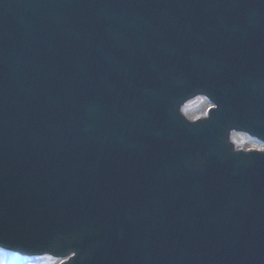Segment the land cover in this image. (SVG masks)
<instances>
[{
  "label": "water",
  "instance_id": "1",
  "mask_svg": "<svg viewBox=\"0 0 264 264\" xmlns=\"http://www.w3.org/2000/svg\"><path fill=\"white\" fill-rule=\"evenodd\" d=\"M57 1L0 0V246L65 256V244L96 234L64 264H264V154L227 141L231 130L264 140L251 64L235 67L264 60V0H147L142 54L101 66L96 54L60 80L50 71L53 108H36L47 48L31 34ZM118 1L103 10L109 19L140 16L143 7ZM86 17L87 28L102 13ZM199 93L218 107L183 122L180 106ZM56 121L76 144L61 143L49 160Z\"/></svg>",
  "mask_w": 264,
  "mask_h": 264
},
{
  "label": "rangeland",
  "instance_id": "2",
  "mask_svg": "<svg viewBox=\"0 0 264 264\" xmlns=\"http://www.w3.org/2000/svg\"><path fill=\"white\" fill-rule=\"evenodd\" d=\"M207 108H208V104L206 102L197 99L196 102L193 101V102H189L185 104L182 108V112L189 119H196V118L201 117L203 113L205 112V109ZM230 140L234 142L236 148L241 147V148L248 149L249 147L256 146L255 142L250 143L249 142L250 140H248L247 137L242 136V135L238 136V135L233 134ZM259 147L261 148L262 146L259 145ZM35 260L36 258H34L33 260H29V261H33L35 264ZM53 260L55 261L58 259L53 258ZM29 261L24 260L23 262V260L18 255L0 250V264H28Z\"/></svg>",
  "mask_w": 264,
  "mask_h": 264
},
{
  "label": "clouds",
  "instance_id": "3",
  "mask_svg": "<svg viewBox=\"0 0 264 264\" xmlns=\"http://www.w3.org/2000/svg\"><path fill=\"white\" fill-rule=\"evenodd\" d=\"M28 264H34L33 261H29ZM35 264H60L59 260H53L51 256H37L35 260Z\"/></svg>",
  "mask_w": 264,
  "mask_h": 264
},
{
  "label": "snow or ice",
  "instance_id": "4",
  "mask_svg": "<svg viewBox=\"0 0 264 264\" xmlns=\"http://www.w3.org/2000/svg\"><path fill=\"white\" fill-rule=\"evenodd\" d=\"M209 107H212V108H217L218 107V105L217 104H215V105H210ZM235 138V137H234ZM261 151H264V147H261ZM72 255L73 256H75L76 255V253L73 251L72 252Z\"/></svg>",
  "mask_w": 264,
  "mask_h": 264
}]
</instances>
